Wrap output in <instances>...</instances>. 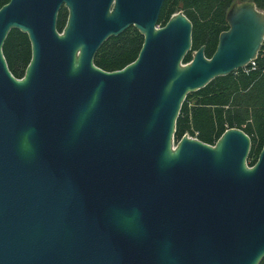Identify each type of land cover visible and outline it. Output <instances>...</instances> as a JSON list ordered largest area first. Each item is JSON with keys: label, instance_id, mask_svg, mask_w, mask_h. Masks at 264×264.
Here are the masks:
<instances>
[{"label": "water", "instance_id": "95a60500", "mask_svg": "<svg viewBox=\"0 0 264 264\" xmlns=\"http://www.w3.org/2000/svg\"><path fill=\"white\" fill-rule=\"evenodd\" d=\"M165 0H9L0 8V264H260L264 145L227 129L215 144L176 141L189 93L244 68L264 41V11L238 1L214 54L192 50ZM68 10L58 29L61 9ZM136 60L106 71L100 47L130 27ZM26 33L22 78L4 43Z\"/></svg>", "mask_w": 264, "mask_h": 264}, {"label": "trees", "instance_id": "16d2710c", "mask_svg": "<svg viewBox=\"0 0 264 264\" xmlns=\"http://www.w3.org/2000/svg\"><path fill=\"white\" fill-rule=\"evenodd\" d=\"M246 0H165L159 23L165 25L171 16L182 11L193 24L192 50L184 58L190 62L193 52L205 46V55L211 57L220 34L229 29L227 13L234 3ZM255 1L264 10V0ZM9 0H0V8ZM68 17L63 7L58 17L62 31ZM130 27L118 36L109 38L98 50L94 62L106 71L124 68L137 59L144 36ZM4 55L11 72L18 78L25 75L31 61V42L26 33L12 29L4 43ZM257 66L238 69L210 81L204 88L188 94L180 109L176 124V141L183 135L197 137L215 144L227 129L240 128L251 138L248 164L253 166L264 145V52L256 60ZM260 264H264V258Z\"/></svg>", "mask_w": 264, "mask_h": 264}, {"label": "built area", "instance_id": "2783aa9c", "mask_svg": "<svg viewBox=\"0 0 264 264\" xmlns=\"http://www.w3.org/2000/svg\"><path fill=\"white\" fill-rule=\"evenodd\" d=\"M262 51L264 52V41H263L262 48H261V50H260V52H259L257 58L259 57V55L261 54ZM257 58H255L254 60H252V61L249 63V65H247V66H250L252 69H255V67L257 66V62H256ZM247 66H245V67H247ZM195 138H197V137H195Z\"/></svg>", "mask_w": 264, "mask_h": 264}, {"label": "rangeland", "instance_id": "374dc122", "mask_svg": "<svg viewBox=\"0 0 264 264\" xmlns=\"http://www.w3.org/2000/svg\"><path fill=\"white\" fill-rule=\"evenodd\" d=\"M262 11H264V10H262Z\"/></svg>", "mask_w": 264, "mask_h": 264}]
</instances>
